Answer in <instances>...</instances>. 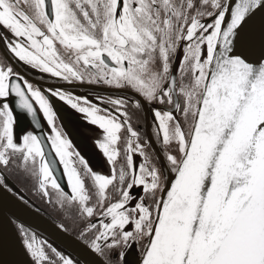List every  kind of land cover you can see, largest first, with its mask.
Masks as SVG:
<instances>
[{
    "label": "snow or ice",
    "instance_id": "1",
    "mask_svg": "<svg viewBox=\"0 0 264 264\" xmlns=\"http://www.w3.org/2000/svg\"><path fill=\"white\" fill-rule=\"evenodd\" d=\"M12 177L75 255L37 244ZM0 257L264 264V0H0Z\"/></svg>",
    "mask_w": 264,
    "mask_h": 264
},
{
    "label": "flooded vegetation",
    "instance_id": "2",
    "mask_svg": "<svg viewBox=\"0 0 264 264\" xmlns=\"http://www.w3.org/2000/svg\"><path fill=\"white\" fill-rule=\"evenodd\" d=\"M76 143L80 147L84 148L85 152L87 153V158H89L90 163L94 166L96 170L107 171V166L105 164L102 154H100L98 150H96L91 145L90 141H86L84 138L77 136ZM12 179L17 184V186L23 190L25 198L30 202L29 209L43 215L58 227L61 223H64L65 227L68 229L66 233H68L74 238L78 237V223H73L71 220L67 219L58 206L49 204L44 199H42L39 193L33 191L31 182L25 181L23 178L18 179L16 177H12ZM25 226L36 234L37 244H40L41 242H46L47 244L53 245L57 249L75 255L72 251H70L68 248H66L50 236L40 232L39 230L30 225H27L26 223Z\"/></svg>",
    "mask_w": 264,
    "mask_h": 264
},
{
    "label": "water",
    "instance_id": "3",
    "mask_svg": "<svg viewBox=\"0 0 264 264\" xmlns=\"http://www.w3.org/2000/svg\"><path fill=\"white\" fill-rule=\"evenodd\" d=\"M20 217H21V221H23L27 225H30L36 228L37 230H39L40 232L50 236L51 238L58 241L66 248H68L74 254H76V244H75L76 238L72 237L68 233L61 230L57 225H55L53 222H51L43 215L28 208L26 211H21ZM0 259H5V257H0ZM6 259L23 260L25 258L22 256H15L10 254Z\"/></svg>",
    "mask_w": 264,
    "mask_h": 264
}]
</instances>
